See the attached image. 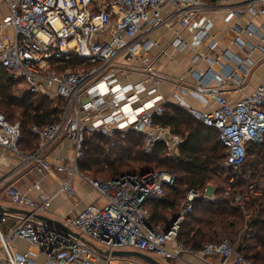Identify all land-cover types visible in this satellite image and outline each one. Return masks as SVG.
<instances>
[{"label":"built area","instance_id":"obj_1","mask_svg":"<svg viewBox=\"0 0 264 264\" xmlns=\"http://www.w3.org/2000/svg\"><path fill=\"white\" fill-rule=\"evenodd\" d=\"M227 1L208 4L206 0H0V64L27 92L65 101L61 122L32 126L31 131L38 138L34 153L20 150L21 122L11 123L0 112V147L36 164L41 175H54L57 171H66L68 175L53 194L40 199L7 187L12 204L31 214L15 216V225L7 232L4 227L8 214H0V264H39L35 260L39 255L45 257L46 264H111L115 250L138 251L164 260L197 253L219 256L230 264H253L227 239L206 243L200 250L179 241L181 224L192 213L194 200L217 199L210 187L188 188L177 212L179 219L171 224V216L167 222L152 226V213L145 203L165 195V186L174 182L171 173L139 171L116 178L91 179L78 168L88 135L112 138L117 132L135 131L143 135L146 154H154L157 146L162 145L168 156L179 155L184 139L170 126L155 123L157 117L165 114L166 105L158 92L162 78L156 75L155 59L149 53L154 42L148 34L178 21L180 29L175 30L173 43L183 49V29L198 15L222 7ZM246 3V10L264 18V0ZM233 15L232 11L227 18ZM206 34L207 29L201 31V37ZM215 45L213 42L211 46ZM121 57L138 63L144 78L134 83L123 82L132 71L117 67ZM74 58L80 66L76 70L69 66ZM94 94L98 98L117 99L119 103L99 107ZM180 108L217 130L224 146V164L235 170L246 161L247 145L264 141V81L253 93L233 102L215 93L208 109ZM63 134L75 144L72 166L52 162L46 155ZM76 175L88 182L97 199L61 222L92 245L34 217L45 215L54 195L75 196L71 181ZM35 187L40 188L38 184ZM167 228L169 232L165 233ZM15 237L26 240L37 251H16L11 244Z\"/></svg>","mask_w":264,"mask_h":264},{"label":"crops","instance_id":"obj_2","mask_svg":"<svg viewBox=\"0 0 264 264\" xmlns=\"http://www.w3.org/2000/svg\"><path fill=\"white\" fill-rule=\"evenodd\" d=\"M214 1L206 0L208 4H213ZM246 4V0H228L222 7L209 9L198 15L181 32V39L185 42L183 49L177 48L173 43L176 38L175 30L180 29L178 21L148 34L154 42L149 53L155 59L156 75L162 78L158 92L166 106L208 109L215 93H221L233 102L253 93L264 81V18L246 10ZM232 11L234 15L227 18ZM204 29H207V34L201 37V31ZM213 42H216V45L212 47ZM138 66V63L127 61L123 57L118 59L117 67L132 71L130 78L123 82L134 83L144 78ZM93 96L97 97L99 107H111L119 103L117 99L98 98L97 94ZM110 102L113 104L110 105ZM61 137H66L72 149L68 142L54 148ZM61 137L48 150L47 158L55 163L72 166L74 141L67 134ZM66 178V171L41 175L36 169V164L25 161L21 155L7 153L0 147V205L14 206L7 195L8 186L40 199L42 195L53 194ZM37 184L40 186L38 189L35 187ZM71 185L76 195H54L46 211L49 217L63 220L67 215L76 214L84 204L97 199L96 192L81 176H74ZM15 216L8 214L4 227L6 232L15 225ZM151 221L152 226L163 223L153 224ZM11 244L18 252L37 251L20 237H15ZM35 260L39 264H46L42 255L37 256ZM165 261V264H230V261H224L219 256L205 257L197 253H183L180 259ZM94 264L104 263L97 261ZM111 264L135 263L132 259L115 257Z\"/></svg>","mask_w":264,"mask_h":264},{"label":"trees","instance_id":"obj_3","mask_svg":"<svg viewBox=\"0 0 264 264\" xmlns=\"http://www.w3.org/2000/svg\"><path fill=\"white\" fill-rule=\"evenodd\" d=\"M77 62L74 58L69 66L76 70L80 67ZM15 80L0 64V108L11 123L16 121L9 119H13L17 110L20 111L22 139L19 147L22 152L30 153L38 146V138L31 131L32 126L43 127L61 122L64 107H53V99L42 93L26 92L23 96L15 97L12 93ZM155 123L170 126L184 138L178 156H168L162 145L157 146L154 154H146L143 150V135L135 131L127 134V146L115 145L114 148L110 145L109 138L88 135L82 148L83 156L78 161L79 170L85 175L93 171L94 167L107 168L106 172L110 176L108 178L139 171L167 170L174 176V182L165 186L163 197L152 198L145 203L152 213L153 224L167 222L170 216L177 214L185 199L186 190L190 187L203 190L208 186L212 175L219 171L227 173V179L232 180L235 188L247 186L241 190L245 197L250 193L245 190L254 185L258 194L249 196L248 200L244 198L242 202L236 203L233 194L230 198L216 196L215 201L205 200L203 197L195 199L192 213L187 214L181 224L178 239L185 246L200 250L206 243L227 237L234 239L243 227L250 226L254 230L253 235L249 238L242 236L235 249L253 264H264V185L261 186L257 181L264 180V141L247 145V157L242 167L246 166L249 157H252V160L245 170L237 172L224 164V146L217 130L195 120L185 110L167 105L165 114L157 117ZM247 176L252 183L248 184ZM221 191L218 188L216 194L219 195ZM168 192L175 197L174 200L167 197ZM245 213H251L247 221ZM162 214H165V217Z\"/></svg>","mask_w":264,"mask_h":264},{"label":"rangeland","instance_id":"obj_4","mask_svg":"<svg viewBox=\"0 0 264 264\" xmlns=\"http://www.w3.org/2000/svg\"><path fill=\"white\" fill-rule=\"evenodd\" d=\"M15 86L14 88L12 89V93L15 97H20V96H23L26 92H27V89L26 87L19 81V80H15ZM90 85V84H89ZM83 94V92L81 93ZM82 97H84L82 95ZM52 99V98H51ZM108 102V100H106ZM52 103H53V107L55 108H58L59 106L60 107H64L65 108V104H64V101L61 100V99H53L52 100ZM110 105H112L113 103L110 102L109 103ZM0 111L3 112V110L0 108ZM4 113V112H3ZM4 115L6 116V114L4 113ZM63 115H64V111L62 113V118H63ZM9 119V118H8ZM10 121H20L22 122V118H21V114H20V111L17 110L16 113H15V116L13 117V119H9ZM62 120V119H61ZM129 134V133H127ZM126 133H120V132H117L115 133L114 137L112 138H109L110 141V145L112 146V148L115 147V145H118V146H127V140L129 139L128 138V135ZM66 142L70 143L69 141H67L66 137H61L59 139V141L55 144L54 148L60 146V145H63L65 144L66 145ZM98 143V142H97ZM72 149V145L70 143L69 145ZM53 148V149H54ZM108 148V147H107ZM140 148V147H138ZM114 158V156H113ZM53 159V158H52ZM154 157L151 158V160H153ZM55 160V159H53ZM252 160V157H249L248 158V161L246 163V166L245 167H242V168H239L237 169L236 171L237 172H241L244 168L246 169L247 168V165L251 162ZM151 165H154V163H151ZM137 166V165H136ZM156 169H158V167H156ZM244 169V170H245ZM108 169L107 168H97V167H94L93 168V171L91 172H88V173H85V176L88 177V178H103V179H106L108 177H110L108 174H107V171ZM159 170V169H158ZM160 170H163V171H166L168 172L167 170L165 169H160ZM81 172V171H80ZM227 173L226 172H222V171H219L216 175H212V178H211V181L209 182L208 184V187H210L212 189V194H214L215 196H218V197H224V198H230L231 195L233 194L234 195V199L236 200V203L237 202H242L244 198H247V200L249 199V196L253 195V196H256L258 193H256V189L254 187V185L252 186H249L248 189L245 190V192L247 190L250 191V193L245 197L242 193H241V190L243 188V190L245 188H247V186L245 187H234L236 186L234 183L232 184V180L230 179H227ZM246 180L248 182V184L252 183V180H250L249 176L246 177ZM258 182H260L261 186L264 185V180H260V179H257ZM220 188L222 191L219 195L216 194L217 192V189ZM259 192V191H257ZM167 197L169 199H175V197L169 192L167 193ZM240 199H239V198ZM243 197V198H242ZM245 220H249L250 217H251V213L247 215V213H245ZM10 215V214H9ZM12 215H16L17 217H23L24 215L23 214H19V213H15V214H12ZM44 216H48V213L46 212ZM163 217H165V214H162ZM51 218V217H50ZM61 221V220H60ZM47 225L55 228L56 230H59V227L57 225H55L54 223H46ZM253 228L250 227V226H245L243 227L240 232H239V235L234 238V239H231L229 237H227L226 239L229 240L235 247L239 244V242L241 241V237L242 236H246V238H249L250 236L253 235ZM252 243H254L255 241H251ZM249 242V244H252ZM99 248H102L100 246H97ZM159 261H162V262H166L163 258L157 256V255H154ZM128 259H132L134 261L135 264H145V262L141 261L140 259H137L135 257H132V258H128Z\"/></svg>","mask_w":264,"mask_h":264},{"label":"water","instance_id":"obj_5","mask_svg":"<svg viewBox=\"0 0 264 264\" xmlns=\"http://www.w3.org/2000/svg\"><path fill=\"white\" fill-rule=\"evenodd\" d=\"M0 213H8V214H23L24 216H29L31 214L30 211L17 208L14 206H3L0 205ZM36 219L45 222V223H54L59 227L60 230H63L67 233H70L76 238H80L82 241L86 242L89 245H92L89 241H87L84 237H82L79 233L73 232L69 227L65 226L61 221L55 220L53 218L44 216V215H35L34 216ZM179 214H175L172 217L171 224L175 223L179 219ZM169 232V228L165 230V233ZM113 256L115 257H121V258H132L135 257L137 259H140L141 261L145 262L146 264H165L162 261H159L157 258L147 255L138 251H133V250H115L113 252Z\"/></svg>","mask_w":264,"mask_h":264}]
</instances>
